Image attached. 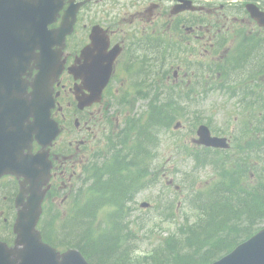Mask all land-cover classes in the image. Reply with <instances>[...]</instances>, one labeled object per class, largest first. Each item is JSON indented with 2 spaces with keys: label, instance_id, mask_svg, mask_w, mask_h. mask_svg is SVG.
<instances>
[{
  "label": "flooded vegetation",
  "instance_id": "af4514ba",
  "mask_svg": "<svg viewBox=\"0 0 264 264\" xmlns=\"http://www.w3.org/2000/svg\"><path fill=\"white\" fill-rule=\"evenodd\" d=\"M59 1L61 8L48 28H59L66 11H73V16H65L72 24L64 38L60 58L63 71L53 84L55 107L51 118L60 132L49 149L51 168L44 205L52 209L55 205L57 212L63 208V216L68 207L74 210L76 198L83 196V190L90 187L94 167L116 152H140V149L121 148L119 143L122 139L131 142L139 128L138 119L146 105L138 99L139 90H145L143 85L151 89L154 83L162 82V79L154 81L152 77L157 58L165 61L161 68L177 74L174 78L179 85H182L179 74L187 73L190 68L183 64V59L188 56L207 58L212 62L209 66L214 76V88L224 93L227 86L237 88L240 81L226 80L222 74L231 76L238 66L237 71H240V63L250 61L253 56L260 57L258 79L247 85L261 98L260 103L252 104L264 107V31L252 21L246 9L252 4L264 12V0ZM253 31L259 37L254 48L249 40ZM204 39L208 41L200 45ZM208 42L209 46L205 48ZM83 50L94 56L87 73V84L67 70L70 66L90 63L80 58ZM163 50L165 55L160 54ZM201 62L204 63L195 59L192 63L198 67ZM253 64L258 65L257 62ZM102 81L104 84L98 87ZM93 90H99V93L93 96ZM78 98L86 103L82 108ZM142 152L146 171H172L170 158L156 166L157 158L152 156L154 149ZM178 160H183L182 155ZM133 161L137 165L136 160ZM161 176L165 180L168 178L165 172ZM152 179L150 176L148 180ZM146 190L150 189L136 194L131 204ZM147 198L158 202L157 213H166V217L170 214V196L162 193L159 197ZM4 199L10 217L13 198ZM128 206L134 215L136 209ZM5 207L0 206V215L5 214ZM0 220V226L8 227L6 217L0 216Z\"/></svg>",
  "mask_w": 264,
  "mask_h": 264
},
{
  "label": "trees",
  "instance_id": "16d2710c",
  "mask_svg": "<svg viewBox=\"0 0 264 264\" xmlns=\"http://www.w3.org/2000/svg\"><path fill=\"white\" fill-rule=\"evenodd\" d=\"M258 38L255 32L251 34L249 40L253 48ZM161 53L165 55L166 51ZM250 61L240 63V71H237L238 66L231 76L222 74L226 80L240 81L237 88L226 87L228 100H234L237 105L233 116L235 128L230 133L231 148L227 151L199 147L194 151L188 147L181 149L187 151L192 167L173 174L179 176L183 206L194 214V220H189L186 213L179 214L177 202L170 200L172 213L168 219L175 224L174 231L161 236L150 250L135 247L139 233L135 227L138 224L142 229L143 219H131L128 205L136 194L158 183L156 176L148 180L151 172L145 170L142 150L150 148L156 152L158 134L172 129L175 124L181 125V119L193 115L190 113L197 98L208 96L215 85L207 83L213 74L209 66L212 62H201L195 69L191 62L187 73L192 79L182 87L168 84L173 72L161 68L165 61L157 58L152 77L162 82L154 83L151 89L143 85L145 90H139L138 99L146 103L138 119L139 128L131 142L122 139L119 143L121 148L140 149V152H116L94 167L91 185L82 192L83 202L76 204L72 213L65 218L43 215L42 240L58 250L78 249L91 264H211L262 229L264 107L254 105L260 103L261 98L247 85L258 79L260 57L253 56ZM253 62H257V67ZM211 121L209 119L205 125L212 133L224 135ZM199 123L201 119L196 116L191 125L192 134ZM203 174L206 178L202 179Z\"/></svg>",
  "mask_w": 264,
  "mask_h": 264
},
{
  "label": "water",
  "instance_id": "95a60500",
  "mask_svg": "<svg viewBox=\"0 0 264 264\" xmlns=\"http://www.w3.org/2000/svg\"><path fill=\"white\" fill-rule=\"evenodd\" d=\"M11 2V23L14 25L17 16L23 20V10H21V7L23 8V0H11ZM246 9L250 17L264 30V13H260L253 6H247ZM16 40L12 39V59L0 60V76L4 75V69L6 74V76L0 78V174L13 173L18 176L22 173V159H20L19 153L9 154L6 152L5 146L1 144L3 138H5V131H7L6 126L11 119L14 120L11 115L14 116L15 110H18V114L20 113L23 119L27 118L30 115L29 113L33 111L35 114L33 127H35L40 121V108L46 102L47 91L44 88L39 89L36 93V88L31 103H26L19 98L21 93H23V86L21 82L19 83L23 67H21L22 61L17 59V57H19V51H21L20 47L23 46L22 43L19 44L20 47L17 46ZM81 58L83 61L84 59L89 60L90 63H83L78 67L73 66L71 73L80 78L84 84H87L89 79L87 75L88 69L94 56L87 53V50H83ZM40 69V73H45V75L52 72L49 66H43ZM43 76L41 74L38 76V83L43 82ZM102 78L104 80L105 75ZM9 82L11 83V90L8 89V101L4 103L3 93H5ZM103 84L104 81L98 87ZM91 93L95 96V94L99 93V90H93ZM78 100L80 108L85 106L86 103L81 98H78ZM49 106L50 104L45 105L43 119H41V123L45 121V129L42 131L41 125H39V131L43 133L39 134V137L36 134V138H39L43 148L51 143L58 132L56 125L52 122L50 123L47 119ZM31 131L32 128L30 127L26 135L29 136ZM196 136L198 145L209 148H229L227 140L212 136L206 125L198 126ZM4 145H7V143ZM46 154V152H43L34 156L26 155L23 157V174H26V179L29 183V187L25 189V192L29 194V197L23 205V209L17 214L13 228L16 235L14 247L8 249L5 245L0 244V264H90L76 249H68L62 254L58 253L54 248L42 242L39 232L35 229L41 213L40 205L43 199L41 189L46 183L50 167ZM7 157H13V161L10 162ZM20 197L21 195L19 196V203H21ZM212 264H264V228Z\"/></svg>",
  "mask_w": 264,
  "mask_h": 264
},
{
  "label": "rangeland",
  "instance_id": "374dc122",
  "mask_svg": "<svg viewBox=\"0 0 264 264\" xmlns=\"http://www.w3.org/2000/svg\"><path fill=\"white\" fill-rule=\"evenodd\" d=\"M204 35L208 37V33L205 32V30H202ZM208 39H204L201 41L200 45L207 42ZM209 43H206L205 48L209 46ZM199 45V46H200ZM202 52V49L199 47L198 53ZM191 62H194L195 59L198 61L208 62L207 58H198V57H188ZM178 70V69H177ZM177 72V71H176ZM177 75V74H176ZM183 84L184 87L189 84V77L183 75ZM174 81H176V78H174ZM212 81V79H211ZM141 104V103H140ZM137 107V104H136ZM237 105L235 102L228 100L227 97H225L222 92H218L215 94L214 92L208 94L205 98H202L199 96L197 98V102L195 103L194 107L191 109V113L193 115H190V117L187 115L188 119L182 120L179 130L172 129L169 132H166L162 135V142L160 145V148L158 150V158L155 161L157 165L163 164L166 159L170 158L171 160V167L172 171H164L165 175L169 177L170 180H172L173 183H169V186H166V181L164 179V182L158 185V187L150 190H146L141 195L138 196V198L135 200V213L133 215L134 218H137L139 215H145V222L142 225L143 229H139V234L136 236L135 243L136 248H139L141 250L149 249L152 245H156L160 239L161 236L164 237V235H167L168 233L172 232L175 229V224L166 219V213L160 214L156 212V209L158 205L154 203L153 200H150L147 197H153V196H160L162 193L166 194L167 196L174 195V189L175 186L179 183V176L172 174L173 171H181L186 172L188 169L191 168V162L189 159L183 158V160L175 159L172 155V150H174L172 145V139L181 137L182 141H186L188 145V150L194 151L195 146L194 140L195 135H188V132H191V125L192 122H194L195 117H199L202 122H209V119L212 120V124L215 126V128L224 133V136L229 138L231 140L230 133L233 132L235 128V123L233 121V116L236 115ZM184 157V156H183ZM176 169V170H174ZM211 179V177H210ZM175 196H177V199L180 201L179 206V214H182L184 212L189 215V220H194V214H191L190 211H186L183 206V199L184 195L183 192H178ZM142 202H147L151 205V208L149 210H144L143 208H140ZM161 206H163L162 203H160ZM152 207H156L155 209ZM62 210H64L62 208ZM178 214V215H179ZM142 222V221H141ZM141 227V225H140ZM139 225H136V228H140Z\"/></svg>",
  "mask_w": 264,
  "mask_h": 264
}]
</instances>
